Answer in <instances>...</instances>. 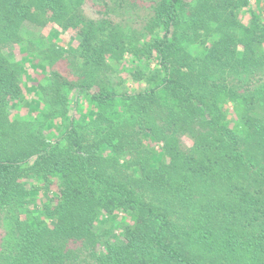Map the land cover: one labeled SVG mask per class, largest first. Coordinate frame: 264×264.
Here are the masks:
<instances>
[{
  "label": "trees",
  "instance_id": "1",
  "mask_svg": "<svg viewBox=\"0 0 264 264\" xmlns=\"http://www.w3.org/2000/svg\"><path fill=\"white\" fill-rule=\"evenodd\" d=\"M30 1L51 21L69 25L74 18L63 0ZM149 1L150 16L142 29L150 28V42L129 41L122 48L133 58L130 80L142 89L85 95L91 88L81 85L78 95L102 108L99 114L93 112L98 124L114 125L118 119L107 144L118 153L129 148L126 153L138 167L135 174L153 189L152 205L145 208L162 225L154 232L149 220L135 214L120 226L115 242L104 240L96 231L103 207L91 198L85 176L95 165L104 167L99 154L106 142L86 145L70 121L57 136L68 148L46 144L32 132L15 147L0 111V194L4 199L17 195L20 202L17 250L10 264H139L137 253L158 256L163 264H264V92L256 97L248 91L255 83L257 89L264 87V0H255L257 10L250 9L247 23L236 12L254 0ZM28 9L23 0H0L5 35L16 33L29 19ZM184 15L190 16V24L182 21ZM209 23L239 33L238 65L223 61L226 37L213 47L206 45L204 57L193 56L182 43L183 35L192 38L190 43L205 45L199 37ZM180 24L189 31L178 34ZM2 41L0 37V46ZM184 69L195 74L193 83L182 79ZM15 76L0 56V107L21 95ZM196 81L207 83L208 94L194 89ZM66 87L73 85L55 73L46 94L50 118L53 114L58 120L66 111ZM204 96L211 98V106ZM128 100L129 123L122 125L126 113L110 108ZM212 107L218 108L216 113ZM136 116L144 124L138 128L139 122L132 121ZM48 124L41 130L49 134ZM125 126L129 134L122 133ZM188 133L198 142L181 152L171 141ZM148 138L164 141L166 148H150ZM32 163L37 166L36 183L20 181V170ZM174 224L178 245L164 237V229Z\"/></svg>",
  "mask_w": 264,
  "mask_h": 264
},
{
  "label": "rangeland",
  "instance_id": "2",
  "mask_svg": "<svg viewBox=\"0 0 264 264\" xmlns=\"http://www.w3.org/2000/svg\"><path fill=\"white\" fill-rule=\"evenodd\" d=\"M23 1L29 4V19L23 21L16 33L5 35L2 29L3 23H0V37L3 40L0 56L7 61L15 73L21 89L19 98L0 107L5 122L3 128L9 133V143L16 147L18 140L32 132V135H38L46 144L59 143L61 148L65 149V146L68 148V143L58 140L57 136L65 130L66 124L72 121L73 128L86 145L95 146L106 142L99 154L105 161L102 165L104 167L101 169L100 165H95L86 172L85 176L91 198L103 207L104 211L96 223L97 233L104 240L115 242L120 234V226L124 228L135 214L149 220L153 231H158L162 225L161 221L157 217L150 216L145 208L147 205H152L153 189L140 180V174H135V170L138 169L134 165L135 157L126 153L129 148L118 153L113 150L114 147L111 148L107 144V139L119 124L118 119L114 121V125L112 122L98 124L93 112L99 114L102 108H98L85 96L101 90L106 92L114 90L117 94H121L142 89V86L135 85L130 80L129 69L133 68V58L129 57L122 48L127 47L129 41L136 44L150 42L152 35L151 37L147 35L150 28L145 31L142 29L150 16V1L63 0L67 12L74 16L69 25L47 19L30 0ZM257 6V2L252 1L250 7L236 12L237 19L247 23L250 20V9L257 10ZM183 19L190 24L189 15H184L182 21ZM184 31L188 32L189 29L180 24L178 34ZM180 37L182 43L188 46L189 52L195 57H204L206 45L213 47L218 44L220 38L226 37L227 43L224 47L228 48V51L224 54L223 61L234 65H238L237 62L240 61L239 33L235 28L209 23L207 30L203 29L199 37L200 42H204L205 45L190 43L192 38L183 35ZM117 44L120 47H117ZM110 49L111 51H108ZM183 72L186 75L182 78L184 81L189 84L195 81V74L191 70L184 69ZM55 73L73 85L65 88L68 107L58 120L54 119L53 114L50 118L51 110L46 104L48 98L46 94L49 92ZM196 83L194 89H200L199 94H208V90H204L206 82L196 81ZM81 85L88 86L91 90L79 97L78 91ZM256 86V83L248 86V91L256 94L257 97L261 91L264 92V87L257 89ZM203 100L207 105H212L210 97L204 96ZM117 105L119 106L110 109L121 111L122 114L126 113L123 117L126 119L120 121V124L126 125L127 122L129 123V100ZM227 107L231 109L232 105ZM217 110L216 107L211 108L215 113ZM229 117L232 120L231 126H236L235 117L232 115ZM132 121L139 122L137 128L144 125L141 117L136 116ZM47 123L52 126L49 134L41 130L46 128ZM122 133L129 134V127L125 126ZM176 137L171 144L185 153L193 149L198 142V139L189 133ZM146 145L155 148L158 152L166 148V143L158 139L148 138ZM168 160L170 162V157ZM36 170L37 166L33 163L22 168L19 172L20 181L31 180L36 183ZM42 193L41 191V195L37 198L39 205L43 201ZM130 194L133 203H130ZM19 209L20 202L17 195L12 194L4 199L0 194V264H10L11 258L16 253ZM164 237L172 245L180 244L177 225L165 228ZM136 257L139 264H163L158 256L137 253Z\"/></svg>",
  "mask_w": 264,
  "mask_h": 264
}]
</instances>
